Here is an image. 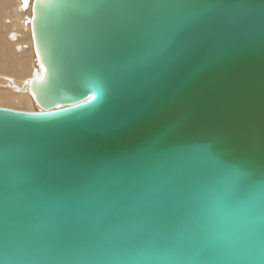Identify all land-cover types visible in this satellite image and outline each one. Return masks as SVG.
<instances>
[{"label":"water","instance_id":"water-1","mask_svg":"<svg viewBox=\"0 0 264 264\" xmlns=\"http://www.w3.org/2000/svg\"><path fill=\"white\" fill-rule=\"evenodd\" d=\"M89 2L100 7L91 10L87 25L49 22L47 33L52 46L46 47L41 38V8L36 6L34 19L33 1L31 15L24 23L30 25L37 68L25 86L37 110L0 107V120L48 123L58 117L37 120L29 114L55 110L57 104L68 108L92 94L99 97L97 84L78 68L101 61L113 50L130 54L142 40L172 24L178 13L151 7L154 4L214 6L219 13L216 28L220 48L215 52V62L208 61L213 53L198 54L179 73H173L163 101L144 91L135 105L139 115L128 126L108 136L85 133L76 138L86 147L82 154L85 162L108 166L71 209L50 202L48 193L53 186L42 172L16 170L12 164L6 168L0 159V264H119L118 256L101 246V237L123 235L130 226L171 211L174 202L165 197L177 194L197 169V147H212L217 137L226 136L238 159L249 144L259 146L264 142V49L260 46L264 32L260 5L264 0ZM243 5L249 6L250 14L237 15ZM238 23L253 33L255 41L246 48L228 50V31ZM37 76L43 79L37 81ZM109 114L118 119L127 116L125 106H113ZM176 119L185 124L169 140L168 126ZM157 142L167 148L187 146L191 152L184 158L157 162L152 176L132 181L130 171L135 167L141 174L144 164L134 166L124 159L149 152ZM153 185L159 191L145 199L144 191Z\"/></svg>","mask_w":264,"mask_h":264},{"label":"snow or ice","instance_id":"snow-or-ice-1","mask_svg":"<svg viewBox=\"0 0 264 264\" xmlns=\"http://www.w3.org/2000/svg\"><path fill=\"white\" fill-rule=\"evenodd\" d=\"M36 6L41 8V38L46 47L52 46L47 33L50 21L84 26L89 23L91 10L100 7L89 0H36L34 19ZM21 7L27 9L28 0H21ZM151 7L178 15L130 54L113 50L101 61L78 68L97 84L99 97L92 94L68 108L57 104L55 110L29 114L37 120L58 117L48 123L0 120V159L5 167L12 164L16 170L42 172L53 186L48 197L54 205L68 209L77 205L108 166L85 162L82 154L86 147L76 138L85 133L108 136L128 126L139 115L135 105L143 92L150 91L163 101L171 75L198 54L213 53L208 61L215 62L220 33L216 28L219 13L214 6L171 3ZM260 9L264 10V4ZM250 12L249 6L243 5L237 15ZM228 34V50L246 48L255 41L253 33L239 23ZM260 46L264 49V32ZM42 79L36 77L37 81ZM113 106H125L126 118L110 115ZM76 109L79 111H73ZM184 124L181 119L170 123L169 140ZM195 151L197 169L177 194L165 197L174 202L171 211L130 226L123 235L101 237V246L118 256L119 264H264V142L249 144L238 159L226 136L217 137L212 147L201 145ZM190 152L187 146L167 148L157 142L149 152L124 161L134 166L144 164L143 173L137 174L133 167L129 174L132 181L140 182L154 174L157 162L184 158ZM158 191L153 185L143 196L151 199Z\"/></svg>","mask_w":264,"mask_h":264},{"label":"bare ground","instance_id":"bare-ground-1","mask_svg":"<svg viewBox=\"0 0 264 264\" xmlns=\"http://www.w3.org/2000/svg\"><path fill=\"white\" fill-rule=\"evenodd\" d=\"M34 0L27 9L20 0H0V107L36 111L25 82L37 68L32 47L30 25L24 19L31 15Z\"/></svg>","mask_w":264,"mask_h":264}]
</instances>
